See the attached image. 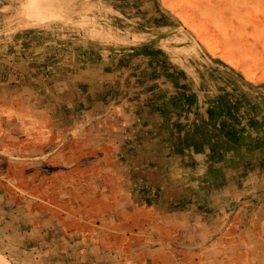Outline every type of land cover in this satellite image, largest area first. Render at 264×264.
<instances>
[{
    "label": "rangeland",
    "instance_id": "374dc122",
    "mask_svg": "<svg viewBox=\"0 0 264 264\" xmlns=\"http://www.w3.org/2000/svg\"><path fill=\"white\" fill-rule=\"evenodd\" d=\"M0 76L67 131L106 113L179 229L255 232L264 264V0H0Z\"/></svg>",
    "mask_w": 264,
    "mask_h": 264
},
{
    "label": "crops",
    "instance_id": "0c3cea01",
    "mask_svg": "<svg viewBox=\"0 0 264 264\" xmlns=\"http://www.w3.org/2000/svg\"><path fill=\"white\" fill-rule=\"evenodd\" d=\"M30 90L0 76V264H256L255 232L209 235L206 216L179 229L163 213L157 184L124 160L142 155L105 144L106 113L103 129L92 117L67 131Z\"/></svg>",
    "mask_w": 264,
    "mask_h": 264
}]
</instances>
